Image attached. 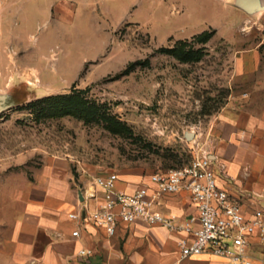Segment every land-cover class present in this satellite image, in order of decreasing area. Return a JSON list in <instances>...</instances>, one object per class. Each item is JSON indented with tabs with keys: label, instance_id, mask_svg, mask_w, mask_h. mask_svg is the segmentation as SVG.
<instances>
[{
	"label": "rangeland",
	"instance_id": "obj_1",
	"mask_svg": "<svg viewBox=\"0 0 264 264\" xmlns=\"http://www.w3.org/2000/svg\"><path fill=\"white\" fill-rule=\"evenodd\" d=\"M138 4L136 11L111 3L95 12L79 4L72 22L51 21L27 7L34 20L25 41L40 54V72L17 79L24 104L0 115V159L42 167L51 157L72 173L77 199L96 176L116 173L141 184L187 165L198 146L213 152L214 131L230 104L264 114L258 88L264 87V61L258 68L255 61L251 74L241 62L264 40L256 26L264 10L245 16L258 18L238 30L244 14L223 0H153L151 10L144 0ZM204 31L215 34L207 43L193 42ZM180 41L191 42L201 59L185 63L162 51ZM260 52L264 57V45ZM73 93L99 105L103 117H53L29 107Z\"/></svg>",
	"mask_w": 264,
	"mask_h": 264
},
{
	"label": "crops",
	"instance_id": "obj_2",
	"mask_svg": "<svg viewBox=\"0 0 264 264\" xmlns=\"http://www.w3.org/2000/svg\"><path fill=\"white\" fill-rule=\"evenodd\" d=\"M138 1L0 0V94H9L15 107L23 105L18 97L17 79L40 72L35 65L40 54L29 49L25 41L26 31L34 20L25 13L27 7L51 21L68 18L72 22L77 13L74 7L79 4L94 12L98 5L110 9L111 3L123 10L136 11ZM223 1L237 8L235 0ZM147 2L151 10L153 0H144ZM261 3L264 5V0ZM238 10L244 14L238 30L244 29L245 22L258 18L247 19L245 16L250 14ZM263 18L264 15L256 25L262 31ZM124 24L128 23L123 22L120 27ZM263 45L264 40L242 55L245 74L255 71V61L257 68L264 61L260 52ZM258 88L264 90L262 86ZM235 105L239 104L224 109L219 119L212 154L219 185L250 212L264 203L256 196H264V114L253 112L249 104L231 107ZM22 166L0 159V264H229L227 259L209 253L182 258L179 243L186 237L183 232L150 226L143 221L121 224L114 236L89 222L80 225L69 214L79 211L83 203L94 208L98 201H81V189L75 199L72 173L62 170L51 157H45L42 167ZM146 184L151 185L149 177L138 184L135 179L119 176L117 186L132 193ZM158 211L175 215L181 222L197 213L186 192L163 197ZM78 228L80 237H73ZM81 250L92 253L80 255ZM247 255L253 264H264V241L252 237Z\"/></svg>",
	"mask_w": 264,
	"mask_h": 264
},
{
	"label": "built area",
	"instance_id": "obj_3",
	"mask_svg": "<svg viewBox=\"0 0 264 264\" xmlns=\"http://www.w3.org/2000/svg\"><path fill=\"white\" fill-rule=\"evenodd\" d=\"M205 146L193 149L187 165L151 174L152 186L146 184L132 193L118 188L116 173L94 177L81 192L84 201L95 200L97 205L91 208L83 203L79 211L69 214L70 219L80 225L92 223L109 236H114L121 224L143 221L183 232L186 237L179 243L182 258L209 253L229 264H253L247 249L254 236L264 241V203L245 211L242 203L219 185L214 156ZM182 192L189 194L196 215L181 222L175 215L158 211L163 197ZM256 196L264 201L263 195ZM80 235V228L73 232V237ZM91 253L80 251V255Z\"/></svg>",
	"mask_w": 264,
	"mask_h": 264
},
{
	"label": "trees",
	"instance_id": "obj_4",
	"mask_svg": "<svg viewBox=\"0 0 264 264\" xmlns=\"http://www.w3.org/2000/svg\"><path fill=\"white\" fill-rule=\"evenodd\" d=\"M215 32L204 31L193 37L195 43H207L214 36ZM163 52L174 55L181 62L189 63L201 59L202 52L196 51L191 42L180 41L172 49H162ZM127 73V71H125ZM30 108L34 109L40 115H47L53 117H63L66 115H73L85 121H94L103 117L100 106L90 103L83 98L80 93H73L69 95H58L39 99L31 103ZM220 105L215 110H218ZM212 113L209 112V115ZM110 120V119H109ZM112 126L123 128L122 125L114 120H110Z\"/></svg>",
	"mask_w": 264,
	"mask_h": 264
},
{
	"label": "water",
	"instance_id": "obj_5",
	"mask_svg": "<svg viewBox=\"0 0 264 264\" xmlns=\"http://www.w3.org/2000/svg\"><path fill=\"white\" fill-rule=\"evenodd\" d=\"M234 4L238 9L250 15L264 10V5L261 3V0H235ZM13 108H15V105L12 102L11 96L7 93L0 94V115ZM187 137L188 139H192L193 134L188 133ZM80 199L84 201L82 192L80 193Z\"/></svg>",
	"mask_w": 264,
	"mask_h": 264
}]
</instances>
